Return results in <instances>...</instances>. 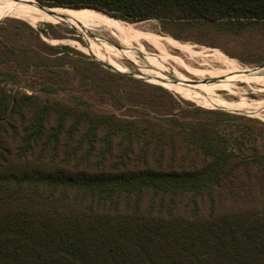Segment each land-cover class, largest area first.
<instances>
[{
    "label": "trees",
    "instance_id": "obj_1",
    "mask_svg": "<svg viewBox=\"0 0 264 264\" xmlns=\"http://www.w3.org/2000/svg\"><path fill=\"white\" fill-rule=\"evenodd\" d=\"M35 1L154 19L264 65V0ZM3 18L0 264H264L263 122L49 44L55 23Z\"/></svg>",
    "mask_w": 264,
    "mask_h": 264
},
{
    "label": "rangeland",
    "instance_id": "obj_2",
    "mask_svg": "<svg viewBox=\"0 0 264 264\" xmlns=\"http://www.w3.org/2000/svg\"><path fill=\"white\" fill-rule=\"evenodd\" d=\"M0 17H5L2 20H20V21L30 25L33 28H37L38 26L43 27V24L49 23V22L51 24L55 23L56 26L54 27V30L56 32H58L59 34H62L63 37L59 38V39H55V38H47L43 35H40L42 40H44L45 42H47L49 44H53V45L70 46L71 48H73L77 52L85 55L89 60L96 61L93 57H91L90 55L86 54L83 51V49H82L83 47H84V49H88V46L85 43V39L73 27H71L65 23L55 22V21H45V20H41V19H37V18H32L31 20H39L42 22H40L36 25H31L28 22L24 21V20H27V18L19 17L17 19V17L13 18V16H5V15L0 16ZM20 18H22L24 20H22ZM126 24H130V23H126ZM132 25H135L136 28H138L140 30L150 32V33L155 34L157 36L169 37V38L173 39L172 37H170L168 35L160 33V24L157 20H154V19L153 20H146V21H142V22H138V23H132ZM86 29L92 35L104 38V41L99 39V42H101L107 48L109 53H111L114 56H117V57H114V56L110 55L109 59L112 62H115L116 64L121 66V68L126 71L125 73H129L130 76H128V77H130L132 79L140 80V81L147 83V84L161 86L162 88L168 90L173 95V97L177 101H179L181 104L196 106V107L203 108V109H221V110H225V111H228L231 113L242 114V115H245L248 117L256 118V119H258L264 123V84H257V83H253V82L244 83L242 81H229L228 84H226V86L223 88L220 85H216V84H212V83H206L204 81L201 82L202 78L197 73L193 72L192 70L189 71V69L182 68V67L180 68V66L178 67V65L170 59L163 60L159 57L156 58L154 55L159 54L157 52V50L152 45H150L148 42H146L145 40H143L141 38H136V39L132 40V38L125 36V35H122L121 40L124 41V43H126L127 45L134 46V47L136 46L137 49L141 48L142 50L145 51V53L152 54L153 56H148V57L144 58L143 54H140V53H142L140 51H138L137 53H134V52L128 53V51L124 49V47H125L124 43H120L119 42L120 40L116 39L109 31L105 30L104 28H102L100 26L99 27H91V26L86 25ZM173 40H175V39H173ZM175 41L180 43V44L191 46L195 51H201L203 49L217 50L222 55L227 57L228 59L234 60L240 67H243V68L251 69V68H255V67H263V68H259V69H262V70L264 69V65L259 66V65H255L253 63L245 64L236 58H231V57L227 56L224 52H222L219 48H212V47L199 45V44L191 43V42H181L178 40H175ZM87 44L89 45L90 49L95 53V51L92 49L91 45L89 43H87ZM143 47H144V49H143ZM167 50L172 55V57H174L175 59H177L179 61H183L185 64L189 65L193 69L196 68L198 70L204 71V70L212 68V67L213 68H219V65L216 62L212 61V59H210V57L206 58L207 65H202L203 62H202L201 58L198 56L193 57L191 59V58H189L188 55H186V53H183V52L179 51L178 49H175L172 47H167ZM94 53L91 52L90 54L94 55L95 57L99 56V55L97 56V54L96 53L94 54ZM207 54H210V52H207ZM252 55H249L247 57V59L248 60H256L257 55H253V56ZM99 61L103 62L100 58H99ZM148 63H152L153 66L149 65ZM208 64H209V67H208ZM109 66L112 68H115L112 65H109ZM105 69H107V68H105ZM107 70L111 71V72H115V71H112L109 69H107ZM117 73H119V72H117ZM158 73L163 74V75L178 77L181 79L182 78L187 79V80L190 79L191 81L192 80L195 81L194 83L201 82L199 87L202 89V91H204V92H202L203 96L207 95V96L212 97V98H217L220 101H223L226 103L256 104V105L260 106L261 108L255 112H252V110L251 111L250 110L237 111V110L228 108L226 106H222V105L215 103V102H214V104L213 103L212 104L211 103L210 104L201 103V101L199 99V96H201L200 93H197V91H196L195 92V93H197L196 95H190V93H188V90L186 91V88L185 89L182 88L179 91L177 88L169 87L167 84L163 83L160 80L159 76L157 75ZM120 74H123V73H120ZM123 75H125V74H123ZM183 93H185V94L188 93V94L185 95ZM261 148L264 149V141H261Z\"/></svg>",
    "mask_w": 264,
    "mask_h": 264
},
{
    "label": "bare ground",
    "instance_id": "obj_3",
    "mask_svg": "<svg viewBox=\"0 0 264 264\" xmlns=\"http://www.w3.org/2000/svg\"><path fill=\"white\" fill-rule=\"evenodd\" d=\"M4 15L13 16L17 18L22 17L27 19L37 18L45 21H55V22L65 23L73 27L85 39V41L91 45L92 49L95 51L97 56L99 55L98 57L105 64L112 65L113 67H115L114 69L121 72H126V71L122 69L121 66H119L115 62H112L109 59V56L112 54L109 53L107 48L101 42H99V39L104 41V38L97 37L89 33L88 30L86 29V25L91 27L100 26L104 28L105 30L109 31L116 39L120 40L119 41L120 43H124V41L121 40L122 35L130 37L132 38V40L136 38H141L146 42H148L157 50L159 54L154 55L156 58L159 57L163 60L170 59L174 61L178 65V67L180 66V68L182 67L189 69V71L192 70L202 78L201 82L204 81L206 83L220 85L223 88L226 86V84H228L229 81H242L244 83L253 82L257 84H264V69L263 70L252 69V68L249 69V68L240 67L234 60L228 59L217 50L203 49L201 51H195L191 46L180 44L169 37H160L150 32L140 30L136 28L135 25L126 24L119 20L108 18L103 14L93 10H89V9L70 10L67 8H60V7H53L48 9L39 6L35 0H0V16H4ZM29 24L34 25V23H29ZM124 44H125L124 49L127 50L128 53L131 52L137 53L138 51H140L142 52L140 54H143L144 58L148 56H153L152 54L145 53V51L142 50L141 48L137 49L136 46L134 47L127 45L126 43ZM167 47L178 49L179 51L186 53V55H188L189 58L191 59L196 56L200 57L203 62L202 65H207L206 58L210 57L212 61L216 62L219 65V68L212 67L204 71L198 70L196 68L193 69L189 65L185 64L183 61H179L174 57H172V55L167 50ZM82 49L86 53H91L89 48L88 49L82 48ZM207 52H210V54H207ZM148 64L153 66L152 63H148ZM157 75L159 76L160 80L163 83L167 84L169 87L177 88L179 91L182 88L184 89L186 88V91L188 90V93H190V95H196L197 93H200L201 96H199V99L201 103L214 104L215 102L222 106H226L228 108L237 111L252 110V112H255L261 108L256 104L226 103L220 101L217 98H212L207 95L203 96L202 92L204 91H202V89L199 87L201 82L194 83L190 79L189 80L183 78L181 79L178 77L163 75L160 73H158ZM196 91L197 93H195Z\"/></svg>",
    "mask_w": 264,
    "mask_h": 264
},
{
    "label": "water",
    "instance_id": "obj_4",
    "mask_svg": "<svg viewBox=\"0 0 264 264\" xmlns=\"http://www.w3.org/2000/svg\"><path fill=\"white\" fill-rule=\"evenodd\" d=\"M39 6H42V7H44V8H48L49 9V7H46V6H44V5H42V4H40V3H38V2H36ZM61 8H64V7H61ZM67 9H70V10H80V9H71V8H67ZM89 10H92V9H89ZM93 11H96V10H93ZM96 12H99V11H96ZM101 13V12H100ZM101 14H103V13H101ZM109 17V16H108ZM111 18V17H110ZM104 68H107V69H109V70H112V71H115V72H119V73H123V74H125V75H127V76H130V74L129 73H125V72H121V71H118V70H116V69H114V68H112V67H110L109 65H107V64H105V63H103V62H101V61H98ZM259 68H263V67H255V68H252V69H259ZM193 81V80H192ZM193 82H195V81H193Z\"/></svg>",
    "mask_w": 264,
    "mask_h": 264
},
{
    "label": "crops",
    "instance_id": "obj_5",
    "mask_svg": "<svg viewBox=\"0 0 264 264\" xmlns=\"http://www.w3.org/2000/svg\"><path fill=\"white\" fill-rule=\"evenodd\" d=\"M261 141H264V134H263V138H261V139L259 140V145H260V147H261Z\"/></svg>",
    "mask_w": 264,
    "mask_h": 264
}]
</instances>
